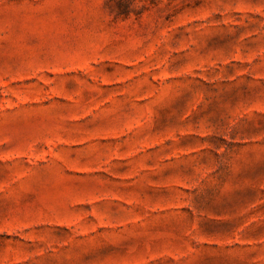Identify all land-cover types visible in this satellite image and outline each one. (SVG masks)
Here are the masks:
<instances>
[{
	"label": "rangeland",
	"instance_id": "1",
	"mask_svg": "<svg viewBox=\"0 0 264 264\" xmlns=\"http://www.w3.org/2000/svg\"><path fill=\"white\" fill-rule=\"evenodd\" d=\"M0 264H264V0H0Z\"/></svg>",
	"mask_w": 264,
	"mask_h": 264
}]
</instances>
